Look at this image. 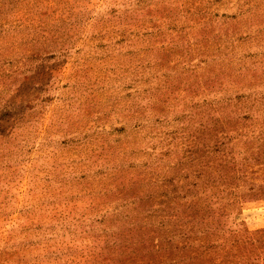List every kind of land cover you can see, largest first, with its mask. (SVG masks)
Instances as JSON below:
<instances>
[{
  "label": "rangeland",
  "instance_id": "374dc122",
  "mask_svg": "<svg viewBox=\"0 0 264 264\" xmlns=\"http://www.w3.org/2000/svg\"><path fill=\"white\" fill-rule=\"evenodd\" d=\"M0 264H264V0H0Z\"/></svg>",
  "mask_w": 264,
  "mask_h": 264
}]
</instances>
